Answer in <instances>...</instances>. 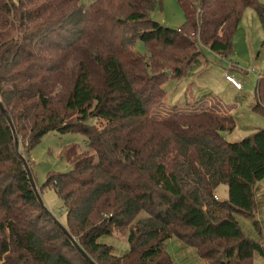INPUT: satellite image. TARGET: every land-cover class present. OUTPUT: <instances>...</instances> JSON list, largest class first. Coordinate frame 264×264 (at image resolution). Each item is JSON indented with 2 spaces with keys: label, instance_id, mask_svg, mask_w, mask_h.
Wrapping results in <instances>:
<instances>
[{
  "label": "trees",
  "instance_id": "trees-1",
  "mask_svg": "<svg viewBox=\"0 0 264 264\" xmlns=\"http://www.w3.org/2000/svg\"><path fill=\"white\" fill-rule=\"evenodd\" d=\"M158 1L0 0V100L19 141L17 150L0 109V264H90L59 223L96 264H174L165 250L171 238L216 263L222 244L236 250L230 264L264 256L237 218L259 228L264 128L229 142L233 114L154 113L167 82L197 69L203 48L230 56L247 7L264 30V4L177 0L186 24L172 29L150 18ZM137 41L148 56L134 49ZM258 79L255 109L264 115V71ZM50 131L87 138L85 150L66 149L72 168L38 187L57 191L65 222L40 204L22 161L30 164ZM222 184L224 201L216 194ZM114 234L126 236L127 254L101 241Z\"/></svg>",
  "mask_w": 264,
  "mask_h": 264
},
{
  "label": "rangeland",
  "instance_id": "rangeland-1",
  "mask_svg": "<svg viewBox=\"0 0 264 264\" xmlns=\"http://www.w3.org/2000/svg\"><path fill=\"white\" fill-rule=\"evenodd\" d=\"M258 1L264 4V0ZM88 5L89 3L86 4ZM150 18L172 29L182 28L186 24L185 13L177 0L158 1L150 11ZM263 39L262 22L256 10L247 7L233 36V50L230 56L224 59L210 49L203 48L204 56L201 57L202 61L201 63L199 61L197 69L191 71L180 81L169 80L167 82L168 96L155 109V116L167 117L177 108L197 112L205 109L221 113L232 112L235 128L231 132L224 133V137L229 142L240 141L255 130L264 128V115L255 109L258 78L263 75L264 71V49L261 46ZM134 49L142 55L148 56L149 54L142 41H137ZM227 71L231 75L234 74L233 76L241 83V90H236L227 82L225 78ZM91 122L96 123V120ZM72 145H77L79 150H85L87 138L81 132L50 131L31 149L28 154L29 166L35 177L37 188L43 186L49 174L65 173L72 168L66 157V149ZM22 152H24L23 149ZM260 183L259 189H263L264 180ZM216 194L220 200H227L228 187L225 184L220 185ZM40 195L50 214L61 222H65L64 202L57 191L45 188ZM237 218L246 236L264 244V216L257 218L259 228L252 218L243 216ZM101 241L113 246L114 255L123 256L129 252V244L125 235L104 236ZM165 250L174 264H230L236 255V250L231 244H222L220 259L217 263L204 260L194 248L185 245L177 238L167 240ZM253 264H264V256L256 253Z\"/></svg>",
  "mask_w": 264,
  "mask_h": 264
},
{
  "label": "water",
  "instance_id": "water-1",
  "mask_svg": "<svg viewBox=\"0 0 264 264\" xmlns=\"http://www.w3.org/2000/svg\"><path fill=\"white\" fill-rule=\"evenodd\" d=\"M0 109H1V111H2V113L4 114V116L7 118V120H8V122H9V124L11 125V127H12V129H13V131H14V133H15V145H16V149L18 150L19 149V141H18V139H17V136H16V132H15V129H14V125H13V122H12V120H11V118H10V116L8 115V113H7V111H6V109L4 108V106H3V104H2V102H1V100H0ZM22 161H23V163H24V165H25V168H26V171H27V173H28V176H29V179H30V182H31V185H32V187H33V189H34V191H35V193H36V195H37V197H38V200H39V202H40V204L42 205V206H45L44 205V203H43V200H42V197H41V195H40V193H39V190H38V188H37V186H36V182H35V180H34V177H33V175H32V172H31V169H30V166H29V164H28V162L26 161V159L22 156ZM46 210L48 211V209L46 208ZM49 212V211H48ZM50 213V212H49ZM51 215V214H50ZM52 216V215H51ZM54 219H55V221H57V219L54 217V216H52ZM59 225L62 227V229H63V231L66 233V235L71 239V241L73 242V244L75 245V247L78 249V251L81 253V255L90 263V264H96L89 256H88V254L80 247V245L78 244V242L72 237V235L68 232V230H66V228H64L60 223H59Z\"/></svg>",
  "mask_w": 264,
  "mask_h": 264
},
{
  "label": "crops",
  "instance_id": "crops-1",
  "mask_svg": "<svg viewBox=\"0 0 264 264\" xmlns=\"http://www.w3.org/2000/svg\"><path fill=\"white\" fill-rule=\"evenodd\" d=\"M234 75V74H233ZM235 76V75H234ZM229 83V82H228ZM230 84V83H229ZM231 85V84H230ZM232 86V85H231ZM165 100V99H164ZM219 102L223 103L221 100H218ZM203 102V101H202ZM201 103V102H200ZM232 109V108H231ZM232 113V112H231ZM228 113V114H231ZM263 182V181H262ZM261 183H258L257 185V189H256V199H257V215H256V220L258 221V219L260 217L264 216V188L263 189H259V186ZM263 184V183H262ZM258 218V219H257ZM259 222V221H258Z\"/></svg>",
  "mask_w": 264,
  "mask_h": 264
},
{
  "label": "built area",
  "instance_id": "built-area-1",
  "mask_svg": "<svg viewBox=\"0 0 264 264\" xmlns=\"http://www.w3.org/2000/svg\"><path fill=\"white\" fill-rule=\"evenodd\" d=\"M255 72L257 73V70ZM225 78L236 90L242 89L241 83L233 75L229 74V72L225 73ZM216 198L218 197L216 196Z\"/></svg>",
  "mask_w": 264,
  "mask_h": 264
}]
</instances>
